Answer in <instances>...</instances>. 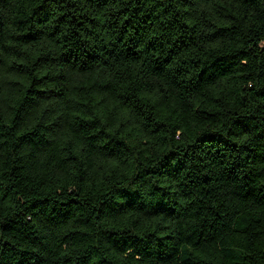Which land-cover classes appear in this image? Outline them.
Instances as JSON below:
<instances>
[{
    "label": "trees",
    "instance_id": "obj_1",
    "mask_svg": "<svg viewBox=\"0 0 264 264\" xmlns=\"http://www.w3.org/2000/svg\"><path fill=\"white\" fill-rule=\"evenodd\" d=\"M0 264H264V0H0Z\"/></svg>",
    "mask_w": 264,
    "mask_h": 264
}]
</instances>
